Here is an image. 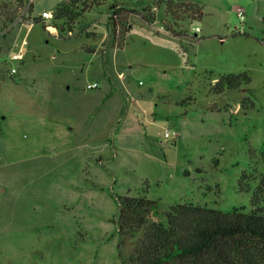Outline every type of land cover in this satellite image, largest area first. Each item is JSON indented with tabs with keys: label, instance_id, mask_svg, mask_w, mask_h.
Here are the masks:
<instances>
[{
	"label": "rangeland",
	"instance_id": "1",
	"mask_svg": "<svg viewBox=\"0 0 264 264\" xmlns=\"http://www.w3.org/2000/svg\"><path fill=\"white\" fill-rule=\"evenodd\" d=\"M62 1L0 0V264H127L142 237L119 234L127 195L155 201L153 221L179 203L248 213L264 181V0H173L185 39L164 32L168 0L41 18Z\"/></svg>",
	"mask_w": 264,
	"mask_h": 264
},
{
	"label": "trees",
	"instance_id": "2",
	"mask_svg": "<svg viewBox=\"0 0 264 264\" xmlns=\"http://www.w3.org/2000/svg\"><path fill=\"white\" fill-rule=\"evenodd\" d=\"M173 0L166 2V16L172 25L164 24L168 35L185 39L188 36L180 23ZM82 9L76 12L77 7ZM191 5L183 14L192 13L191 20L200 19L202 8ZM94 4L82 0H64L53 13L54 20L76 22ZM6 6V3L1 4ZM32 12L30 6L29 15ZM144 23L155 22L149 10L144 11ZM114 12L111 20L116 18ZM29 20V19H28ZM39 23L38 19H33ZM12 23V21H10ZM126 26V33L129 30ZM117 27V25H116ZM122 45H111L119 49ZM212 85L214 94H221L226 88L237 89L249 83L246 73L220 76ZM252 209L246 213L244 208H235L224 213L218 209L192 203H179L165 214V222L151 220L157 216V203L145 196H124L118 199V231L124 238L142 237L133 244L127 264H264V181L256 187L251 201Z\"/></svg>",
	"mask_w": 264,
	"mask_h": 264
},
{
	"label": "built area",
	"instance_id": "3",
	"mask_svg": "<svg viewBox=\"0 0 264 264\" xmlns=\"http://www.w3.org/2000/svg\"><path fill=\"white\" fill-rule=\"evenodd\" d=\"M235 13L239 19V21L243 22L245 20V10L241 7H237L235 9ZM41 18L44 20V21H47V20H51L53 18L52 14L48 13V12H44L42 13L41 15ZM198 31V29H197ZM13 59L15 61H20L22 59V54H16L13 56ZM98 88V84L94 83V84H89L87 86V89L88 90H95ZM177 135L175 133H165L164 135V138L166 139H169V138H174L176 137Z\"/></svg>",
	"mask_w": 264,
	"mask_h": 264
},
{
	"label": "crops",
	"instance_id": "4",
	"mask_svg": "<svg viewBox=\"0 0 264 264\" xmlns=\"http://www.w3.org/2000/svg\"><path fill=\"white\" fill-rule=\"evenodd\" d=\"M165 33H167L166 31H164ZM168 34V33H167Z\"/></svg>",
	"mask_w": 264,
	"mask_h": 264
}]
</instances>
